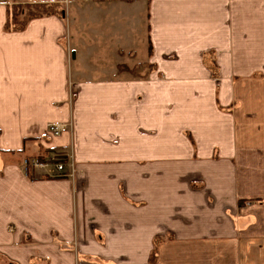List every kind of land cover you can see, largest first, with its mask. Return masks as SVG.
<instances>
[{
    "label": "crops",
    "instance_id": "crops-1",
    "mask_svg": "<svg viewBox=\"0 0 264 264\" xmlns=\"http://www.w3.org/2000/svg\"><path fill=\"white\" fill-rule=\"evenodd\" d=\"M13 6L0 0L9 264H264V0L73 2V41L69 6L4 33ZM57 153L72 180L5 161Z\"/></svg>",
    "mask_w": 264,
    "mask_h": 264
},
{
    "label": "rangeland",
    "instance_id": "rangeland-1",
    "mask_svg": "<svg viewBox=\"0 0 264 264\" xmlns=\"http://www.w3.org/2000/svg\"><path fill=\"white\" fill-rule=\"evenodd\" d=\"M13 1H14V6L8 12L9 14L8 19L12 20L11 21L12 24L10 25L11 28L9 27V29L3 30L4 33L7 31L10 32L12 30L16 32L22 31L24 24L29 20H34L43 17H52V16L57 18L61 17L59 13L60 8H62V10L66 12L67 6H69L68 8L69 13H67L65 22L68 23L69 32L71 31L70 33L71 41H73L74 39L73 33L76 31L75 26L74 25L72 26L74 22L71 18L72 3L73 2H79L83 4L87 3L80 0H13ZM13 23L15 24L14 26ZM145 40H146L145 35L141 36L140 44L138 43L139 46L137 48L138 50L136 51V60L139 61L140 63L143 60H145ZM101 55H103V52L101 53ZM105 65L106 63L104 62V66ZM85 66H87L86 61H85ZM85 66L82 61H77V62L75 61L74 63L71 62V66L70 64H68V70L70 72V70L74 71L75 68L80 69V68H85ZM141 68L144 69L145 66H141ZM24 157H25L24 155L13 154L9 157H6L7 159L5 158V161H7V163H14L24 167L23 164V162L25 161ZM26 160L30 161L32 159H26ZM42 160H46V159L43 158ZM57 160L64 161V158L60 157ZM0 264H9L7 257L3 253H0Z\"/></svg>",
    "mask_w": 264,
    "mask_h": 264
},
{
    "label": "built area",
    "instance_id": "built-area-1",
    "mask_svg": "<svg viewBox=\"0 0 264 264\" xmlns=\"http://www.w3.org/2000/svg\"><path fill=\"white\" fill-rule=\"evenodd\" d=\"M83 2H91L93 0H80ZM67 2V1H66ZM72 129V122L69 121L67 123H58V124H48L46 127V135L50 138H58L64 132L70 131ZM64 158L63 160H57L58 158ZM62 161V162H61ZM25 173L29 169L38 170L42 172H46L48 170H53L55 174L60 177L73 179L76 175V166L71 155H67L64 153H57L51 157H49L46 161L36 160H25L23 162Z\"/></svg>",
    "mask_w": 264,
    "mask_h": 264
},
{
    "label": "trees",
    "instance_id": "trees-1",
    "mask_svg": "<svg viewBox=\"0 0 264 264\" xmlns=\"http://www.w3.org/2000/svg\"><path fill=\"white\" fill-rule=\"evenodd\" d=\"M59 13H60V16H62V12L59 10ZM12 20H10V22H11ZM15 25V24H14ZM9 25L8 26H6V29H9ZM15 28V27H14ZM40 161H44V160H42L41 158L39 159ZM156 256H157V254H156V251H153L151 254H150V257H149V259H148V261H149V264H156Z\"/></svg>",
    "mask_w": 264,
    "mask_h": 264
}]
</instances>
